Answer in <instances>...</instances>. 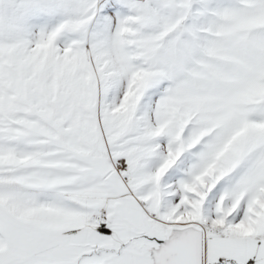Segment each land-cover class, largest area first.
Wrapping results in <instances>:
<instances>
[{
  "label": "rangeland",
  "instance_id": "1",
  "mask_svg": "<svg viewBox=\"0 0 264 264\" xmlns=\"http://www.w3.org/2000/svg\"><path fill=\"white\" fill-rule=\"evenodd\" d=\"M41 150L101 157L117 194L50 162L29 180L49 194L19 190ZM4 239L32 262L161 264L193 239L202 264H264V0H0Z\"/></svg>",
  "mask_w": 264,
  "mask_h": 264
},
{
  "label": "crops",
  "instance_id": "2",
  "mask_svg": "<svg viewBox=\"0 0 264 264\" xmlns=\"http://www.w3.org/2000/svg\"><path fill=\"white\" fill-rule=\"evenodd\" d=\"M60 165V168L66 167L63 172L68 173V180L71 188H79L76 194L77 196H91L96 198H103V200L108 199L109 195L117 194V186H115L109 179H107V175H104V161L101 157H92L87 155H76L70 151H51V150H41L35 152L27 158H21L18 161H14L11 169L10 176L14 181L17 188L23 192H31V193H45L49 194V192L40 190L35 191L33 189H39L38 186L33 185L29 182L30 178L34 177L37 173V170L45 168L48 163ZM60 168L54 170L53 174L61 173ZM58 170V171H57ZM44 169L41 170L42 175L44 173ZM35 172V173H34ZM51 174V172H50ZM37 175V174H36ZM95 175L100 176L96 177ZM109 176V175H108ZM47 176H42V178H46ZM102 178V179H101ZM105 180L108 182H105ZM84 191H82V190ZM88 190V191H87ZM99 190V191H96ZM116 192V193H115ZM51 194H65V195H75L70 193H51ZM53 215H64L61 211L56 213H52ZM66 215V214H65ZM17 237V236H16ZM8 240L2 241L0 243V264H53L56 263L53 258L55 254L59 253V251H51V252H43L40 251L38 255L35 257L34 262L33 254L31 253L30 243L27 241L25 243L17 240V246L13 244L10 245V250H8L7 242ZM68 246L70 244L68 243ZM12 247V249H11ZM6 250V251H5ZM70 255L73 251L68 250ZM9 255H12L13 258H7ZM69 256H63L62 258L67 259ZM59 257L62 255L59 254ZM88 255H84L82 259ZM77 258V256L75 257ZM81 258V256H80ZM43 262V263H42ZM65 264H71V261Z\"/></svg>",
  "mask_w": 264,
  "mask_h": 264
},
{
  "label": "water",
  "instance_id": "3",
  "mask_svg": "<svg viewBox=\"0 0 264 264\" xmlns=\"http://www.w3.org/2000/svg\"><path fill=\"white\" fill-rule=\"evenodd\" d=\"M174 239L171 240L166 246L172 245ZM174 250H168L164 258L167 264H202L201 260V245L199 241L189 240L186 242H177L174 244ZM164 246V248L166 247ZM165 251L162 250L161 254ZM160 257V256H159ZM160 261L163 264V261ZM163 262V263H162Z\"/></svg>",
  "mask_w": 264,
  "mask_h": 264
},
{
  "label": "trees",
  "instance_id": "4",
  "mask_svg": "<svg viewBox=\"0 0 264 264\" xmlns=\"http://www.w3.org/2000/svg\"><path fill=\"white\" fill-rule=\"evenodd\" d=\"M214 241V240H213ZM214 245H217V243L216 242H213V246ZM90 245H88V247H89ZM246 246H247V244H246ZM216 248V247H215ZM245 249H246V247H243V253L242 254H244V253H246V252H244L245 251ZM89 251H90V249H89ZM87 254V251L85 252V255ZM243 261V260H242ZM208 264V263H207Z\"/></svg>",
  "mask_w": 264,
  "mask_h": 264
}]
</instances>
